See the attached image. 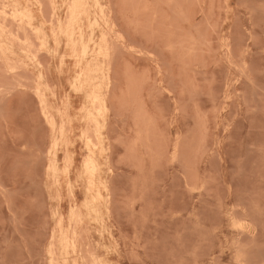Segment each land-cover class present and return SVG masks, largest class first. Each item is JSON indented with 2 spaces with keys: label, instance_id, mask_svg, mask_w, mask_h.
<instances>
[{
  "label": "rangeland",
  "instance_id": "374dc122",
  "mask_svg": "<svg viewBox=\"0 0 264 264\" xmlns=\"http://www.w3.org/2000/svg\"><path fill=\"white\" fill-rule=\"evenodd\" d=\"M0 264H264V0H0Z\"/></svg>",
  "mask_w": 264,
  "mask_h": 264
},
{
  "label": "bare ground",
  "instance_id": "6f19581e",
  "mask_svg": "<svg viewBox=\"0 0 264 264\" xmlns=\"http://www.w3.org/2000/svg\"><path fill=\"white\" fill-rule=\"evenodd\" d=\"M80 78H81V77H80ZM77 80H79V78H78ZM77 80H76V81H77ZM79 82H80V81H79ZM79 82H77V83H79ZM80 83H81V82H80ZM75 84H76V83H75ZM78 85H79V84H78ZM81 85H82V84H81ZM83 86H84V85H83ZM83 86H82V89L84 88ZM78 87H79V86H78ZM75 88H76V87H75ZM77 89H78V88H76V89H74V90L77 91ZM80 90H81V89H80ZM76 91H75V93H76ZM78 92H79V91H78ZM80 92H81V91H80ZM68 109H69V107H68ZM86 109H87V108H86ZM69 111H70V110H69ZM80 111H82V110H80ZM82 112H83V111H82ZM84 112H85V111H84ZM85 115H87V114L85 113ZM82 121H84V120H82ZM92 201H93V199H92ZM95 202H96V201H95ZM92 204H93V203H92ZM95 210H96V209H95ZM92 211H94V210H92ZM95 213H96V211H95ZM93 214H94V213H93ZM53 257H54V256H53ZM56 263H57V262H56Z\"/></svg>",
  "mask_w": 264,
  "mask_h": 264
}]
</instances>
